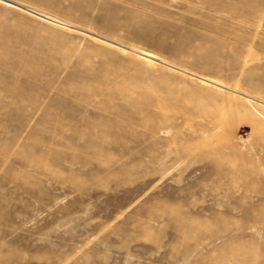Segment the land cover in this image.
<instances>
[{"label":"rangeland","instance_id":"obj_1","mask_svg":"<svg viewBox=\"0 0 264 264\" xmlns=\"http://www.w3.org/2000/svg\"><path fill=\"white\" fill-rule=\"evenodd\" d=\"M0 264H264V0H0Z\"/></svg>","mask_w":264,"mask_h":264}]
</instances>
